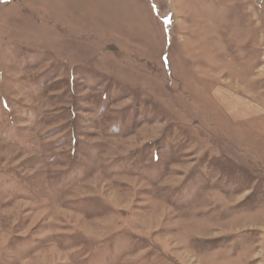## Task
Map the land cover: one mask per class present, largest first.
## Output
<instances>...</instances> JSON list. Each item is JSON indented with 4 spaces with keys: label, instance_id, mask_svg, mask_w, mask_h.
<instances>
[{
    "label": "rangeland",
    "instance_id": "374dc122",
    "mask_svg": "<svg viewBox=\"0 0 264 264\" xmlns=\"http://www.w3.org/2000/svg\"><path fill=\"white\" fill-rule=\"evenodd\" d=\"M0 264H264V0H0Z\"/></svg>",
    "mask_w": 264,
    "mask_h": 264
},
{
    "label": "bare ground",
    "instance_id": "6f19581e",
    "mask_svg": "<svg viewBox=\"0 0 264 264\" xmlns=\"http://www.w3.org/2000/svg\"><path fill=\"white\" fill-rule=\"evenodd\" d=\"M217 93V92H216Z\"/></svg>",
    "mask_w": 264,
    "mask_h": 264
}]
</instances>
